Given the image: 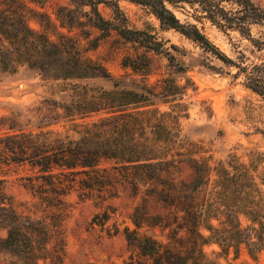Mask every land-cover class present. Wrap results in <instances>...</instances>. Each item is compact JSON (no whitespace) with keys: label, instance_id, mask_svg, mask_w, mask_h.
<instances>
[{"label":"trees","instance_id":"trees-1","mask_svg":"<svg viewBox=\"0 0 264 264\" xmlns=\"http://www.w3.org/2000/svg\"><path fill=\"white\" fill-rule=\"evenodd\" d=\"M30 1L0 0V70L32 68L44 80L70 85L71 93L66 101L42 98L36 104H12L0 113V230L5 232L0 233V252L10 256L5 263L62 261L69 212L66 195L76 183L84 198L94 191L103 199L106 192L118 197L128 191L132 226L125 224L123 233L131 253L122 264H211L202 248L208 241L223 249L244 244L256 258L264 250V189L246 163L238 158L212 162L181 133L180 119L188 113L177 99L195 84L190 77L180 83L164 74L149 80L155 72L151 51L162 52V42L153 33L130 26L117 1L111 6L114 19L105 18L98 4L111 0H77L89 6L85 10L62 6L67 16L60 26L67 29H57L53 37L49 26L29 24ZM133 1L145 6L162 26L238 66L235 76L241 74L242 84L264 100V60L233 59L196 22L182 21L174 10L181 7L225 33L235 30L260 49L263 6L253 0ZM112 30L132 43L134 52L124 53L120 64L130 69L126 75H140L134 78L136 87L120 86L116 78L111 88L80 81L113 77L88 53ZM163 53L171 64L178 63L170 50ZM159 102H168V108ZM33 118L42 121L38 128L30 126ZM60 120H68L76 136L47 127ZM24 165L29 171L19 174ZM183 165L191 169L189 177L181 174ZM12 173L36 198L31 206L7 191L5 183ZM110 211L114 212H96L91 226L99 224L109 235L118 233L116 219L112 227L105 224ZM201 227L209 233L205 235Z\"/></svg>","mask_w":264,"mask_h":264},{"label":"rangeland","instance_id":"rangeland-1","mask_svg":"<svg viewBox=\"0 0 264 264\" xmlns=\"http://www.w3.org/2000/svg\"><path fill=\"white\" fill-rule=\"evenodd\" d=\"M112 1H117L130 26L149 31L162 42V52L151 51L155 72L150 75V81L162 74L173 76L180 83L185 82L187 77L193 80L195 88L189 87L186 93L177 99L185 103L188 113L180 119L181 133L196 142L202 154L210 157L212 162L220 159L227 162L238 158L246 163L264 189V100L242 84L241 74L235 76L238 66L224 62L180 31L162 26L153 13L133 0H111L108 4L100 2L98 8L105 18L114 19ZM253 1L264 7V0ZM29 5L32 8L28 13L29 24L35 28L49 26L53 37L57 29H67L60 26L61 18L67 16L62 6L79 10L89 9L88 5H83L77 0H32ZM174 10L182 21L196 22L205 34L233 59L242 58L244 63L264 60V48H257L239 32L231 30L225 33L207 19L196 20L190 12L181 7ZM82 19L85 20V17ZM98 32L100 30L94 33ZM82 41L86 43V39ZM165 49L175 55L177 64L170 63L167 54L163 53ZM127 51L134 52L132 43L122 39L114 30L104 35L98 45L88 53L101 61L113 77L94 76L80 81L111 88L113 78H116L120 80V86L136 87L134 78H140V75H126L130 69L120 64L121 56ZM70 93V85L64 86L44 80L32 68L23 66L16 72L0 70V113L9 111L12 104H36L42 98L66 101ZM159 104L161 108H168L169 105L168 102ZM41 123L38 118L29 121L33 128H38L36 125ZM69 125L68 120H60L47 127L76 136V132L68 128ZM28 171L27 165L19 167V174ZM181 174L189 177L191 169L183 165ZM17 175L12 173L7 176L5 187L16 200L31 206L36 198L21 184L23 180L16 178ZM82 190L81 184L76 183L66 195L69 212L64 220L65 254L59 264H122L131 253L123 233L125 224L132 226L128 218L132 208L128 191H122L118 197L107 196L106 192V199H103L96 195V191L84 198L80 194ZM105 209L114 210L110 211L112 215L105 224L112 227L116 219L120 228L116 234L109 235L99 224L93 227L90 224L91 217ZM36 212L38 215L42 213L39 208ZM212 222L218 223L216 219ZM201 230L205 235L209 233L205 227H201ZM0 233L5 232L1 229ZM202 248L204 258L211 264H264V250L254 258L244 244L223 249L217 242L208 241ZM8 259L9 255L0 252V264H7L5 261ZM42 264L51 263L47 260Z\"/></svg>","mask_w":264,"mask_h":264}]
</instances>
